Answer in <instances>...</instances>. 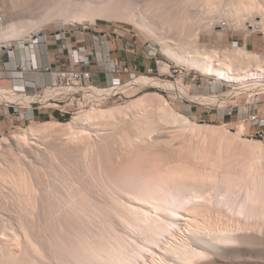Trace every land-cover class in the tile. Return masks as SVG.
I'll return each mask as SVG.
<instances>
[{"label": "rangeland", "instance_id": "rangeland-1", "mask_svg": "<svg viewBox=\"0 0 264 264\" xmlns=\"http://www.w3.org/2000/svg\"><path fill=\"white\" fill-rule=\"evenodd\" d=\"M109 1L110 0H106V1L105 0H99V1L98 0H1L0 1V8L3 7V9H0V10H2V11L7 10V12L10 11L9 12L10 14L11 13L13 14V12H15L17 10V12H15V13L19 12L21 15H23V17H25L24 19L26 21L24 19L23 20L25 21L26 26L29 23L36 25L35 24L36 22L38 23L37 24V26H38L41 21L43 22V25H41V23H40L43 32L41 34H39L38 36L34 37L33 39H31L30 42H26V44L18 43V42H11V43H8V45L4 44V45L0 46V77L5 75L6 73L9 75H14L15 73H27V72L31 73V72L41 71V70H43V72H45L43 64L46 62V57L48 59L47 45H49V43H52L53 41L56 43L62 44V46H60L61 55L63 53H65L69 59V55H68L67 51L63 52V49L66 48V46L64 44L69 43L70 39H71V43H72V47H73L74 51H78V49H80L83 46L85 47V45H87L89 43L90 44L89 46L92 48V53H93V58H92V56L91 57L89 56V58H90V64L89 65H92L93 63H95V68L101 69L103 71L107 70L106 68H108V63H107V60L105 57L106 55H104L106 50H104L103 44H102L103 43L102 41L107 42V39L104 38V40H103V38H102V36H105V35L109 39H114V40L118 39V37H121V38H123V40L127 41L131 45L133 44V45L139 46L140 47L139 48L140 49V55H142V60L146 56L145 53L147 51H151V50L155 49L158 53L157 57L160 59H163V61H166V62L169 61V65L172 66V70L169 71V73H162L161 71L163 70V66H161L162 68L161 67L159 68L160 72L155 71L154 75L148 76L150 78L162 79L163 81L170 83L171 85L175 86V87L172 86L171 87L172 89L167 90V89L151 88V87H142V88L141 87H138V88L127 87V88L120 90V92L117 91L118 93H116V94H112V95L104 94L103 96H105L107 98H105L103 100H99L97 98H93V97L86 95L85 99L80 98V99H76V100H72V101L71 100L66 101V103H64V104L68 105L66 107L68 114L63 118L61 117L60 113L57 110H55L56 115L52 119H47V120L29 119V120H25V121H14V122H10V124H9L8 128H6V130L0 131V139H2L3 135L6 138H9L8 139L9 141H6L5 144L4 143L1 144V146L3 145V147H4L6 145L5 147L7 149V144L8 145L11 144L12 153H14L13 155L16 156L17 159H16V157H12V156L10 157L9 156L10 154L12 155L11 151H10V154L8 155L9 156V158H8V156H6V155H7V153H9V152H7V150L9 151V149L3 150V147L1 148V146H0V149H2L3 151L0 150V157H1V155L2 156L5 155V157H7L9 159L8 161H10V159H11L10 162H12V161L14 162V160H16V164H17V162H19L18 160H20V159H18V157L19 156H20V158L22 157L21 162H22V160L23 161L25 160V164L21 163V164H23V166H21L20 164L19 165L21 166V168L26 166V168H23V169L24 170L29 169L28 172L31 174V176L33 178H36V179L38 178V175H36L37 177L35 175L34 176L32 175L34 173V168L37 169V170H35L36 174L38 173L36 171H38L39 169L41 170V171L39 170L40 173H38L40 175L39 177H41V179H40L41 182H39V179H38V181L36 179H34L36 181L35 182L33 180V178L32 179L30 178L31 181L32 180L34 181V182H32V185L35 186V187L32 186L33 187L32 190L34 189V191L36 190L39 193V195L37 196L35 194L36 191L34 192V194H35L34 197H36V202L38 203V205L35 204L36 203L35 199H34V204L37 205L38 209L34 208V211H36L37 214L36 213L33 214V218L35 217V219L32 218V220L33 221L36 220L40 226L39 228L40 229L42 228L41 229L42 230V233H41L42 237H39V239H38V240L42 239V241L40 240V244H42L41 242H43V240L44 239L46 240V238H47V241H44L45 243L43 242L44 245L45 244H47V245H45V247H44V245L42 246V247H44V249L46 247H48L45 249V250H47L46 251L47 253L44 252V254L45 253L47 254L46 257L52 258V256L55 253H56L54 255L55 257H57V256H58L57 258L62 257V260H61V258H59L60 260L58 259L59 262L57 261V258L53 259V260H55V262L57 261V264H65L64 258L66 256H70V254H68V253H72L75 255L76 248L78 249V247L76 245L79 246V251H77V252L80 253V251H82L81 250L82 248L80 249L81 243H79L82 241H79L80 238L77 237V234H74L75 238H74V236H73V238L74 239L77 238L78 239L77 242L79 244H77V243L75 244L76 241L75 242L71 241V240H74L71 236L73 235L72 233H73L75 226H77V227H75L77 229V232L81 231V234H82L83 232H86L90 228L91 225H93L94 227L91 226V228L89 229L90 231L88 230L89 234L87 233L88 231L85 233V235H88V236L90 235L89 237H91L97 233L95 231L94 232L95 234L91 235L90 234L91 229H93L92 231H94L95 228H97L95 230H99L102 228L101 226H103L104 220L102 221L100 219V217L98 219V217L95 216V212H93V211H97V209L102 210L100 212L105 213L107 211V209L105 210L104 208L109 207L111 209V210H109V212L111 211V213H112L114 211L113 208H118V207L120 208V206H121V208H123V209H121L122 211L124 210V208H126L125 210L127 212L129 211L128 213L130 214L131 212L133 213V210H134V212H136L135 210H137V209L145 210L148 207H151L152 211L149 210L150 211L149 213H152L154 206H148V205L146 206V204L151 203L152 205L156 206V204H160L159 202L161 201L160 205H164V207H165V205H167L169 201L167 202L164 200H166V198H167L166 196H169V195H163V194L165 193L167 187H169V184L173 185L174 181H171L172 179L176 178L177 176L178 177L180 176L179 178L177 177L178 179L176 178L175 180L182 181V180H188L190 178L196 179V180L197 179L203 180L204 177L206 178L207 173H209V172L211 173L212 171L213 172L211 174L209 173L206 180H208L209 177H212L213 175L214 176L212 178H210V180H208V182H210L212 179L215 180L216 178H218V180H215V181L212 180V183L217 181L216 184L217 183L220 184V183L224 182L227 178L228 179L226 181H228L229 179H232V180H234V182L236 181L237 186L240 185L241 189L239 186L238 187H239V190L242 192V193H240L242 195L244 193V191H246V186L248 185L247 183H249V185L247 186V190L248 189L250 190L251 188H254V186H255V184H253V182H251V181H252L253 177L256 176V174L255 173H249V167L251 165L250 163L252 161H254L256 163V165L258 164L259 166H261V168L263 167L261 169V171L264 170V158L260 159V156L262 155V153H264L263 152L264 149H258V150L253 149V148L251 149V147H248V145H246V143L243 141L244 138H249L251 140L260 141V142H262L261 143L262 148H264V146H263L264 145V138H262V137H253L252 138L251 135H249V133L247 131H245V133L243 132L244 136H238V134L234 135L233 133L237 132L239 129H242V127H241L242 121H238L239 119H236L233 121H230V120L223 121V119H222V114L226 110L228 111L232 106H234L236 104L239 105L243 102H246L248 99H250L254 95H256L258 93V91L253 92V94L243 93L240 95H232L230 98H221L220 97L219 101L217 103H213L210 105L209 104L203 105L199 101L191 100L189 96L223 95V94L226 95L227 93L234 90V87L236 84H233L230 82L228 83L227 81L225 82V80H222L219 82L216 80L215 77L205 76V75L201 74L199 70L187 69L183 65L177 63L174 60L168 59L163 55V51L161 49L159 42H157L158 40L156 39V37L160 35V38H161V36H163L164 30L161 29L162 28L161 25H156L153 22V19L155 20L156 18L148 19V18L154 17L155 12L157 14H159L158 9H156L157 6H155V5H157L160 0H148L149 2L147 0H141V1L140 0H132V1H130L131 5L129 4L128 0L127 1L124 0V2H123V0H121V2H123L124 5H125V1H126V6L124 8H123L124 5H121L122 3H119L120 2L119 0H118L119 2L114 1L118 5H116L113 2V0L110 2ZM151 1H152V3H151ZM153 1H155V2H153ZM103 2H104V4H103ZM105 2H106V5H105ZM109 3L113 7H111V5ZM149 3H151V5ZM119 4L121 5L122 10L117 9V7L120 8ZM104 5L105 6L110 5L111 9H109L110 8L109 6H108V9L105 8ZM132 5H133V7H132ZM147 5L149 7L147 9L144 8V6L147 7ZM128 6H131V7L129 8ZM138 6H139V8H138ZM134 7H136V8H134ZM149 8L153 9V10H149ZM106 9L107 10H113V11L114 10H118V11L120 10L119 12H121V13L123 12V14H121L122 16H117L118 11L117 12L114 11V12H116V13H114L113 11H106ZM123 9L125 11H127V15H126V12L124 14ZM142 9H143V11L145 9V11L147 10L149 12L150 11L154 12V15L147 12V11H146L147 13H145V11H144V13H142V11H141ZM11 10H12V12H11ZM52 10L55 13L51 12ZM77 11H80L78 13L79 15H77ZM93 11L96 14H94ZM134 11L136 12V15H134L135 13H133L134 16L128 15L129 13L131 14ZM139 11H140L141 15H140ZM50 12L53 14V17H51L52 14L50 16ZM68 12H70L69 14H71V15H69ZM107 12H109V14L112 13L116 18L114 16H112L111 14L109 15ZM56 13H58L60 16ZM86 13H88V14H86ZM54 14H56L59 17H54ZM143 14H145V15H143ZM147 14H149V15H147ZM123 15L125 18L123 17ZM84 16H87V17H84ZM103 16L105 18L106 17L107 18L105 19ZM127 16H128V18H127ZM130 16H132L133 19L130 18ZM144 16H145V19L143 18ZM149 16H151V17H149ZM90 17H94L93 19L95 21H91ZM118 17L121 19H119ZM140 17L143 18L144 20L149 21L148 23L146 21H144V22L149 25L150 29H153L156 26L158 27V29L156 28L155 30L153 29L154 31L152 30L154 32V33L153 32L152 33L156 36V37L155 36L153 37L154 39L152 38V36L150 37V35H147L148 33L145 32V30H141L140 27L138 28L137 23L135 24L136 18L141 19ZM27 22H29V23L27 24ZM154 24H155V26H154ZM162 30H163V32H162ZM158 31L160 33H158ZM64 34L66 35L69 42L67 40L63 39L62 37L57 38L58 35H64ZM44 38H45L46 43L44 41ZM89 39H91L90 42L88 41ZM78 41H81V42L78 43ZM202 42H203V46H205V47H217V48H221L223 50L225 49V50H230V51L236 49L237 52L240 50V48L242 49V47L246 46L247 51L264 57V32L263 31H256V32L248 35L243 29H237V30L232 29V30H228L227 32H222L221 29H216L215 33L203 35V41ZM87 51L89 52L88 49H87ZM237 52L235 54H237ZM94 53H95V55H94ZM31 56L36 57V62L34 61L38 65V67L36 68V71H34V69L32 68V63L30 61ZM25 57H26V60L24 59ZM93 59L95 61H93ZM147 61H149V60H147ZM65 63H66V61H65ZM152 65H153V68L156 69V66L154 64H152ZM20 67H22L23 69H21ZM163 72H166V71H163ZM159 73H162L164 75L161 78H158ZM146 74L147 73L145 72V69L142 68V70L137 75V77L147 76L148 74L147 75ZM194 79H196V80H194ZM131 80L132 79L129 77L122 76V77L118 78V80L116 81L115 84L122 85V84H126L128 81H131ZM0 84L2 85V83H0ZM47 86H49V85H47ZM47 86L44 88H47ZM110 86L111 85L98 86V87L110 89V88H107ZM179 87L181 88V90ZM44 88H42V90ZM41 95H45V93H43ZM136 101H140V103L138 102L139 104L135 105V107L137 106L138 108L134 109L135 107H133L131 109L132 112L129 109L130 111L129 110L125 111V113L127 112L126 114L124 112L121 113L122 116H120L119 118H118L119 115L117 117L112 116L111 117L112 120L109 117H106L107 119L105 118V120H104V118H103V120L98 119L100 122L96 120L97 123H96V121L91 120V122H93L94 124H92L90 121H86V123L84 122L85 124L83 123V126L81 124L77 127V129H74V130L73 129L72 130H59L58 132H55V133L54 132H52V133L51 132H49V133L48 132L47 133L41 132L42 134L39 133V134H36L34 136L31 135V137L28 140H26V142H23V143H22V141L17 142L15 139L11 138V136L16 135L20 129H24V128L29 127L32 121H34L36 123H42L45 121H55V122H60V123H68V122H71L73 120V118L80 116L83 112L86 113L87 111L89 112V111L94 110V109H105V108H110L113 106H120V107L126 108L125 106L128 105L127 103L130 102L132 104L133 102H136ZM165 102H167L175 112L188 116L195 123L215 126L216 128L219 129L217 132L218 135H216V133L215 134L204 133V131H202L200 133L199 130L196 132V130L194 131V130L186 128V127L185 128L180 127L181 125L179 126L178 123H175L172 120H170L171 118L169 116H166L164 114V116H165L164 117L162 115L163 112H161L162 111L161 108ZM223 102H224V104H223ZM1 104L5 105L6 102L1 101L0 105ZM17 104H19V103H17ZM56 104H58V103H56ZM21 105H25V104H21ZM59 105L62 106L63 104H59ZM33 106L41 107L40 104H34ZM0 108H1V106H0ZM203 109L210 110L215 114L218 113L219 118H216L217 117L216 115H214V117L204 116L205 112L203 113V111H204ZM88 122H89V124H87ZM147 122L152 124V126L150 124L148 125ZM144 126L146 128H148V130H149L148 133H147V130L144 131L145 130ZM150 126L152 127V129H150L151 128ZM175 126H177V127H175ZM140 127H143L142 130L144 132L142 131V133H141ZM174 127L177 129H175ZM133 132H135V133H133ZM138 132H140L142 135ZM144 133L147 135L146 136L147 139L145 138V136H143V135H145ZM174 133L176 136L174 135ZM189 133H190V135H189ZM150 134H151V136H150ZM139 135H141L142 137H139ZM169 136H171V137H169ZM176 138H177V140H175ZM53 143H54V145H53ZM196 148H197V150H195ZM219 148H221V151ZM194 150H195V152H194ZM192 151H193V153H192ZM208 151H210V152H208ZM22 152L25 153V155ZM202 152L205 155L203 154V158L201 159ZM211 152H212V154H211ZM221 152H224V153L222 154ZM258 152H260V153L258 154ZM21 154H22V156H21ZM209 154L211 156H209ZM216 154H219V156H217ZM191 155H192V157H191ZM193 156H195V157H193ZM199 156H200V159H198ZM205 156H206V158H204ZM218 157H220L219 160H218ZM229 157L231 158V160ZM2 158H0V162L2 161L1 166L2 165L6 166L7 162H8V161H6L7 158L4 159V161L2 160ZM13 158H15V159L12 160ZM224 158L225 159L228 158V159L225 160ZM52 159H53V161H52ZM222 159L224 162H226L227 160H230V161L229 162L227 161L228 164L226 165V163H224L222 161ZM231 161H233V163ZM10 164H9L8 169H10V166H14L15 162L13 163L14 165L13 164L10 165ZM182 164H183V166H182ZM186 164L188 166H186ZM258 165H257V167H258ZM1 166H0V169L3 168ZM98 167H100V168H98ZM5 168H7V166ZM5 168L2 169V171L7 170ZM192 168L195 170L193 171ZM188 170H189V174H187ZM190 170L192 171V173L195 172L194 173L195 175L192 174L190 172ZM227 172H229V173H227ZM24 173H27V171L25 170ZM29 173H27L28 176H29ZM262 173H263L262 175L264 176L263 171H262ZM197 174H198V176H196ZM114 175H115V177H114ZM187 175H190V177L188 176L184 179V176H187ZM200 175L202 177H203V175H206V176H204L202 178V177H200ZM215 176H216V178H215ZM224 177H225V180H223ZM181 178H183V179L181 180ZM199 178H201V179H199ZM205 178H204V181H205ZM60 180H62V181H60ZM98 180H100V181L98 182ZM165 181H167V182L169 181V184H167V182L165 183ZM229 181H231V180H229ZM4 182L8 183L6 181L0 182V190H1V192H0V197H1L0 198V204L3 203L2 204L3 207L1 208V206H0V209H6L7 206H9L10 204H13V203L15 204V202L17 200L18 201L16 204H19V199H17L18 196L16 197V195H15L16 193L14 192V190L11 191L12 190L11 188L13 186H9L10 183L8 185V184H5ZM176 183H177V181H176ZM163 184H165L167 187H165ZM245 184H246V186H245ZM100 185H103V186H100ZM36 186H37V189H35ZM161 186H163V188ZM2 187H3V189H2ZM9 187L11 190L9 189ZM74 188H76V190ZM156 188H159L160 191L157 190ZM9 190L11 191L10 193H9ZM91 191H92V193H91ZM145 191H146V193L144 194ZM155 191H157V192H155ZM161 191H163L164 193L163 192L161 193ZM217 191H218L217 189H215L213 191L211 190L210 194L211 193L212 194L208 196V199L210 198V202H207L208 204H205L206 201L204 202V199H199V201H198V202L201 201L200 202L201 205L204 204V205L209 207L208 210L211 212H210V214L209 213H207V214L210 215V216L208 215V217H209L208 220H210V222L213 221L214 223H216V221H217L218 224L217 223L216 224L219 226L222 224L221 225L222 228H229L228 226L233 228V225L234 226L239 225L238 228H236L237 226H235V229H239L241 226L243 227V225H244V227H243L244 230H245V228L249 229V227H251V228L253 227L252 229L251 228L249 229L250 231H255L254 229H256L255 232L260 231V229H264V226H263L264 225V223H263L264 222L263 221L264 215L262 217H260L261 216L260 211H264V210H262V207L264 209V205H263L264 202L262 204V207L260 204L261 208H259V206H258V209H260V211L258 212V210L256 211V209L254 207H252V205H247L243 208L238 206V203H240L239 202V200H240L239 195L240 194L237 195L238 198L236 196V200L233 202L234 204L233 203L227 204L228 202H227L226 197L222 196L220 193H218L219 191L218 192ZM142 193L144 195H141ZM6 194L9 195L8 196L9 198L7 197L9 200L5 199L7 196ZM11 194H12V196H10ZM154 194H155V196L157 195L158 197H155ZM158 194H160V195H158ZM13 195L15 197H13ZM145 195H148V196L150 195V197L153 196L152 197L153 199L150 197H146ZM139 196H142V197H139ZM163 196L166 197V198L165 197L163 198L164 200L161 198ZM184 196H187V193ZM11 197L16 198V199H14V202H13V200L10 199ZM37 197H38V201H37ZM170 197L171 196H169L168 200L170 199ZM215 197H216V199H215ZM139 198H140L142 203L139 202L140 201ZM159 198H160V200H159ZM41 199H42V201H41ZM102 199H104V200H102ZM82 200H84L85 203L89 204V206H87L86 204L84 205L83 204L84 202ZM91 200H94V201L90 202ZM151 200H154V201H151ZM155 200H156V202H155ZM105 201H106V203H105ZM144 201H146V202H144ZM66 202H67V204H65ZM120 202H121V204H120ZM135 202L138 205H135L136 204ZM152 202H154L156 204H154ZM4 203H7V205ZM92 203L93 204L95 203L94 205L96 207L91 206V205H93ZM100 203H102V204H100ZM139 203H140V205L141 204L142 205L140 206ZM14 204H13V207L16 209V210H14L16 212L19 205L15 204L17 206L16 207ZM49 204H51V205H49ZM82 204L86 207V209H85L86 211L84 210L85 207H82L83 208L82 212H84V213H82L80 211V205H82ZM110 204L112 206H110ZM114 204H116V205H114ZM151 204H149V205H151ZM100 205H102V206H100ZM209 205H211L212 207H210ZM134 206L136 208L140 206L141 208L140 207L137 209L135 208L132 211H131V209H128L130 207L134 208ZM144 206H145V209H144ZM9 207L12 208L11 205ZM93 207H95V209L90 210V208H93ZM203 207H205V206H203ZM10 208H8V209H10ZM14 208H12L10 210V212H11L10 214H9L8 209L6 210L8 212V214H7V212L6 213L4 212L5 210H3V211L0 210V215L2 214V216H4V217L0 216V219L1 218H5V219L9 218L8 220H10V221L12 220V222H13V224H12V222H10V221L8 223V221H6L4 219L2 221V219H1V222L9 224V225H7L8 227L5 228L4 224L1 225V222H0V225L2 227H4L5 229H10V228L12 229L13 226L14 227L20 226V225H16L19 222H21L20 220H22V222H23L22 217H24V216L20 217L21 213H18L19 215H17L16 213L19 211L14 213V211H12ZM119 208L115 209L116 211L114 212V214L115 213L118 214V212H122L121 210H119ZM19 209L20 208H18V210ZM103 209L105 210L104 212H103ZM205 209H207V208H205ZM208 210H206V211H208ZM1 211L4 213H2ZM87 211L88 212L90 211V213H88ZM109 212H107L105 214H108ZM125 212L123 211L122 212L123 214L119 213L120 215L119 214L117 215V216H121V217H117L115 215H113V216H114V218H116V220H119L120 218L123 217V215H125V214L127 215V212L126 213ZM91 213L95 217L94 219H92L93 217L91 218V216H92ZM111 213H109V214L112 215L113 213L112 214ZM13 214H15V215H13ZM9 215L12 216L13 218L10 217ZM82 215H84V216H82ZM110 215H109V217H111ZM18 218H20V219L18 220ZM87 218H90V219H87ZM262 218H263V220H261ZM98 220H99L100 226H99V224L96 225L98 223ZM70 221H72V222H70ZM83 222H85V223H83ZM100 222H102V224ZM37 223H35V224H37ZM86 223H87V226H85ZM90 223H92V224H90ZM58 224H60V225H58ZM88 224H89V226H88ZM260 224L263 226L262 228H260ZM79 225H82L83 227L85 226V228H87L86 231L84 230L85 228L83 229L84 231H82V226H79ZM36 226L38 227V225H36ZM50 227L53 229H51ZM70 227L71 228L73 227V228L71 229ZM242 227L240 229H243ZM254 227H257V228H254ZM60 228L62 229V231ZM258 228H260V229H258ZM5 229L3 230V228L1 229V227H0V230H1L0 231V261H1L0 264H3V263L4 264H32V263L33 264L34 263L40 264V263H36L34 260H32L33 258H31V256L27 254L28 252L25 249V247L22 244L18 243V242H20L21 238L20 239L15 238L17 233L19 235V227H16V229L14 228V229L10 230V232H9V230H5ZM65 229H66V231H65ZM78 229H80V230H78ZM135 229L137 230L138 228H134V230ZM16 230H17V232H16ZM67 230L72 231V232L70 231L71 235H69L70 233L67 234L69 232ZM5 231H6V233H5ZM13 231L16 233H13ZM40 231L37 230L36 234L40 233ZM47 231H48V233H47ZM77 232L75 231V233H77ZM98 232H101V231L99 230ZM261 232H264V230H261ZM183 233H185L184 229L179 233L177 232L175 234L176 236L173 235L172 236L173 239L171 236H170V238L172 240H175V241L179 240L184 236ZM13 234L14 235L16 234V235L14 236ZM64 234H67V236ZM18 235H17V237L19 238ZM55 235H57V236H55ZM38 236H40V234H38ZM38 236L36 235L37 238H38ZM69 238H71V240ZM67 240H69L68 243H67ZM12 242H13V244H12ZM14 242H15V244H14ZM69 242H70V244L73 242L75 244L74 245L75 248L71 247L72 248L71 249L70 245L68 247L67 245L69 244ZM48 243H49V245H48ZM59 243H61V244H59ZM16 244L18 245L17 247H16ZM19 245L20 246L22 245V246L20 247ZM63 245H65L67 248H69L70 252H67L69 250H67L66 248L63 249L62 248ZM71 246H73V245H71ZM19 247L21 248V250ZM12 248H13V250H12ZM48 249L50 250V252H52L54 254H50L48 252L49 251ZM23 250L26 252H23ZM62 250H65V253L67 252V254L63 253ZM59 253L60 254L63 253L64 255L63 254L57 255ZM77 255H79V254L77 253ZM63 256H64V258H63ZM50 258H48V259L50 261H52ZM29 259H31V260H29Z\"/></svg>", "mask_w": 264, "mask_h": 264}, {"label": "bare ground", "instance_id": "bare-ground-1", "mask_svg": "<svg viewBox=\"0 0 264 264\" xmlns=\"http://www.w3.org/2000/svg\"><path fill=\"white\" fill-rule=\"evenodd\" d=\"M110 1H112V0H110ZM114 1H118V0H113V2ZM119 1H118L119 3H122L121 5H124L123 4L124 0H123V2H121V0H119ZM126 1H125V5L123 6V8L126 6ZM128 1L130 4V1H132V0H128ZM153 2H155V1H153ZM114 3L116 4V2H114ZM151 3H152V1H151ZM151 3H149V4L151 5ZM103 4H104V2H103ZM105 5H106V2H105ZM110 5L105 6V8L108 9V6L110 7ZM116 5H118V4H116ZM121 5H120V8L117 7V9H121ZM139 6H138V8H139ZM155 6H157L156 9H158L159 14H157L155 12V15H154V12H151V11L149 12L147 10L146 11L154 15V17L149 16L151 18H148V19L156 18L155 20L153 19V22L156 25H161V27H162L161 29L164 30L163 36H161V38H160V35L156 37L153 34L154 33L153 31L156 28L158 29V27L157 26L154 27L153 28L154 30L150 29L149 25L147 24L149 21L144 20L145 16L143 17L144 19L140 17L143 21L141 19H138L139 17L136 18L135 24L137 23L138 28L140 27L141 30H145V32L148 33V34L147 33L146 34L150 35V37L151 36H152V38L154 36L156 37V39L158 40L157 42H159L161 49L163 51V55L166 58L176 61L177 63L183 65L187 69L199 70L200 73L205 75V76L215 77L216 80L219 82L222 80H225V82L227 81L228 83L230 82V83L236 84L234 87V90L227 93L226 95L223 94V95L189 96L191 100L199 101L203 105L204 104L210 105L213 103H217L219 101L220 97L221 98H230L232 95H240L243 93L253 94V92L258 91V94H259L261 92L262 93L264 92V57L263 56H260L258 54L251 53V52L247 51L246 46L242 47V49L240 48V50L238 51L239 53H238L236 51V49L230 51V50H225V49L223 50V49L217 48V47H205V46H203V42H202L203 41V35L215 33L216 29H221L222 32H227L228 30H232V29H236V30L237 29H243L248 35L256 32V31H263L264 32V0H160L158 2V4ZM111 7H113V6L111 5ZM111 7L109 9H111ZM128 7L130 8L131 6H128ZM132 7H133V5H132ZM148 7H149L148 5H147V7L144 6V8H146V9ZM134 8H136V7H134ZM0 9H3V7ZM107 9H106V11H113V10H107ZM149 10H153V9L149 8ZM114 11L117 12L118 10H114ZM119 11L117 12L118 15L117 14L116 15L122 16L121 14H123V12L121 13ZM141 11H142V13H144L145 9H144V11H143V9ZM146 11H145V13H147ZM6 12H7V10H4V11L0 10V46H2L4 44L8 45V43H11V42H18V43L26 44V42H30L31 39H33L34 37L38 36L39 34H41L43 32V30L41 28V25H43L42 21L40 22L41 25L39 23L40 26L39 25L37 26V24H38L37 22L36 23L34 22L36 25L30 24L29 22H27V24L28 23L29 24L26 26V23H25L26 20L24 19L25 17H23V15H21L19 12L15 13V12H17V10L15 12H13V14L12 13L10 14L9 13L10 11H8L7 13ZM11 12H12V10H11ZM51 12H53V10ZM51 12H50V16L52 14ZM79 12L80 11H77V15H79L78 14ZM116 12H114V13H116ZM125 12L127 15V11L124 10V14H125ZM53 13H55V12H53ZM69 13L70 12H68V14ZM93 13L96 14L94 11H93ZM107 13L109 14V12H107ZM133 13H135L134 15H136L135 11L132 12L131 14L129 13L128 15L134 16ZM139 13H140V11H139ZM56 14H58V13H56ZM56 14H54V17L60 16L59 14H58L59 16H57ZM86 14H88V13H86ZM110 14L112 16H114L112 13H110ZM69 15H71V14H69ZM140 15H141V13H140ZM143 15H145V14H143ZM147 15H149V14H147ZM132 16H130V18L133 19ZM51 17H53V14ZM84 17H87V16H84ZM123 17H124V15H123ZM93 18L94 17H90V20L95 21ZM127 18H128V16H127ZM119 19H121V18H119ZM144 21H146L147 23H145ZM155 24H154V26H155ZM163 30H162V32H163ZM158 33H160V32L158 31ZM59 37H62L63 39L68 41L65 34L64 35H58L57 38H59ZM44 41H45V38H44ZM45 43H46V41H45ZM69 44H71V43L69 42ZM236 52H237V54H235ZM34 60L36 61L35 56H31L30 61L32 63V67H34V69H35L38 67V65L34 62ZM82 62L87 63L88 58L84 57L82 59ZM49 65H45V66L47 67ZM161 66H163V70L161 71L162 73H169V67H168V63H166V61L161 62L159 65V68ZM163 71H166V72H163ZM48 75L51 77L50 74H48ZM148 76L149 75L140 76V77L134 76L132 78V80L128 81L126 84L117 85V86L112 85L110 87H107L110 89L99 88V87H95V86L94 87L81 86L78 83H74L70 86H63V85L55 84V79H53V84L51 81V84H47L49 86H47V88H45L44 91H42L41 94L45 93V95H37V96L36 95L35 96L23 95L18 90H16L17 87L7 88V87L2 86L0 84V102L5 101L6 104H17V103H19V104H25V105H31L32 103H37V104L43 105L44 107H52L53 104L51 103L52 102L51 100H62V99L74 100V99H80V98L85 99L86 95L93 97V98H97L99 100H103V99L107 98V97L103 96L104 94H106V95L116 94V93H118L117 91L120 92V90L127 88V87H132V88L151 87V88H160V89H167V90L172 89L171 87L173 85H171L170 83L163 81L162 79L150 78ZM53 77H51V78H53ZM173 87H175V86H173ZM180 90H181V88H180ZM138 102L140 103V101L133 102L132 104L129 102L130 104L127 103L128 105L125 106L126 108H123L120 106H113V107L105 108V109H94V110H91L89 112L87 111L86 113L83 112L81 115L79 114L80 116L73 118V120L71 122H68V123H60V122H55V121H45L42 123H36V122L32 121L29 127L24 128V129H20L17 132V134L12 135L11 138L15 139L17 142L22 141V143H23V142H26V140H28L31 137V135L34 136V135L39 134L41 132H43V133L54 132L55 133V132H58L59 130H72V129L74 130V129H77V127L81 124L83 126V123L84 122L86 123V121H90V122H91V120L99 121L100 119L103 120V118L105 120L106 117H109L111 119L112 116L117 117L118 115H119L118 116V118H119L120 116H122L121 113H123V112L125 113V111H127L129 109L131 110L133 107H135V105L139 104ZM224 102H223V104H224ZM136 108H138V107L136 106L134 109H136ZM161 110H162L161 112H163L162 113L163 116H164V114L166 116H169L171 118L170 120H172L175 123H178L179 126L181 125L180 127H182V128L186 127V128L192 129L194 131L196 130V132L199 130L200 133L202 131H204V133H211V134L216 133V135H218L217 132L219 129L216 128L215 126L195 123L188 116L175 112L167 102L164 103ZM131 112H132V110H131ZM97 121H96V123H97ZM91 123L94 124L93 122H91ZM87 124H89V122ZM149 124L150 123H148V125ZM150 125L152 126V124H150ZM146 127H145L144 131L147 130V133H148L149 130ZM175 127H177V126H175ZM142 128L143 127H140L141 130L139 129L141 131V133L143 131ZM150 129H152V127ZM175 129H177V128H175ZM243 129L244 128L239 129L240 131L238 130L237 132H235L233 134L234 135L238 134V136H244ZM133 133H135V132H133ZM138 133H140V132H138ZM151 134H150V136H151ZM141 135H139V137H142ZM174 135H175V133H174ZM189 135H190V133H189ZM143 136H145V138H146L147 135L145 134ZM169 137H171V136H169ZM177 138L175 140H177ZM8 139L9 138H6L3 135L2 139H0V146L3 143L5 144L6 141H9ZM243 141L246 143V145H248V147H251V149L252 148L257 149V150L258 149H264V148H262V144H261L262 142H260V141L251 140L249 138H244ZM53 145H54V143H53ZM10 146H11V144L10 145L7 144V149H9V151L6 149V147L4 148L3 145L1 146V148L3 147V150L6 149L7 152H9V153H7L6 156H8L10 154V151L12 153V149H11L12 146L11 147ZM219 149L221 151V148H219ZM0 150H2V149H0ZM195 150H197V148ZM195 150H194V152H195ZM208 152H210V151H208ZM192 153H193V151H192ZM221 153L223 154L224 152H221ZM259 153L260 152H258V154ZM13 154L14 153H12V155L10 154L9 156L10 157L11 156L16 157ZM23 154L25 155V153H23ZM203 154L204 153L202 152L201 159L203 158ZM211 154H212V152H211ZM216 155L219 156V154H216ZM3 156L1 155L0 158L3 157L2 160L4 161V159H6L7 157H5V155H3ZM9 156H8V158H9ZM21 156H22V154H21ZM209 156H211V155L209 154ZM191 157H192V155H191ZM193 157H195V156H193ZM8 158L6 161L9 160ZM21 158H20V156L18 157V159H20V160H18L20 163L17 162V164H16V160H14L15 158L12 159V160H14L16 166L13 164L14 163L13 161L10 162L11 161V159H10V161L7 162V165H6L7 168H5L6 167L5 165H4L5 167L3 165L1 166L2 161L0 162V166L3 167L0 169V182L6 181L8 183H5V182L4 183L8 184V185L10 183L9 186H13V187L11 188L12 190L10 189V187H9V189L11 191L14 190V192L16 193V194L14 193L16 195V197L17 196L19 197V198L17 197V199H19V204H16L18 200L15 202L16 205L20 206V207L18 206V208H20L19 210L17 208V211H19V212L16 211L17 213L14 211L16 209L13 207V204H14L13 202H14V199H16V198H13V197H15L14 195H13V197L10 198L11 200H13V202H12L13 204L9 203L11 205V207L14 208L12 211H14V213H16L17 215H19L18 213H21L20 217L24 216V217H22L23 222H22V220H20L21 222L16 224V225H20V226H16V227H19V235L17 233L19 238L17 237L16 234H15L16 236L14 234L13 235L17 239L21 238L20 242H18V243L22 244L25 247V249L28 252L27 254L30 255L31 258H33L32 260H34L36 263L57 264V261L59 262V260H60L59 258H61V260H62V257L57 258L58 257L57 255H61V254L65 253V250H62L63 253H61V254L59 253L56 255L57 257H55L54 255L56 253L54 254V253L50 252V250L48 249L49 250L48 252L50 254H54L53 255L54 257L53 256H52V258L46 257L47 256V254H46L47 250H45V249L48 247H46L44 249L45 245H47V244L44 245L43 242L47 241V238H46V240L44 239L43 242H41L42 244H40V240L42 241V239H40V240H38V239H39V237H42L41 236V233H42L41 229L42 228L41 229L39 228L40 226L36 220L35 221L32 220L33 214L36 213V211H34V208L38 209L37 208L38 203L36 202V197H34V195L36 194L38 196L39 193L36 190H35L36 191L35 192L34 189L32 190V188L35 187L32 185V182H34L35 181L34 179H36V178H33L31 176V174L28 172L29 169H25V170L27 171V173H29L30 177L28 176L27 173H24L25 170L23 168H26V166L21 168V166H23V164H21V163L25 164V160L24 161L22 160V162H21ZM204 158H206V156ZM261 158H264V153H262V155L260 156V159ZM16 159H17V157H16ZM198 159H200V156ZM219 159H220V157H218V160ZM226 159H228V158H226ZM230 160H231V158H230ZM230 160H227V161L229 162ZM52 161H53V159H52ZM222 161H223V159H222ZM227 161L226 162L223 161V162L226 163V165H227L228 164ZM231 162L233 163V161H231ZM8 163L10 165L13 164L14 166H10V169H8L9 168ZM250 164L251 165L249 167V173H255L256 174L255 177H253L255 174L252 176L253 179H252V181L251 180L250 181L253 182V184H255V186H254V188L247 190V186L249 185V183H247L248 184L247 186L245 184L246 191H244V193L242 195L240 194L242 192L239 190L240 185H238L239 186L238 187L236 185L237 184L236 181L234 182V180H232V179H229L231 181H229V180L226 181L228 179L227 177L229 175L226 177L227 178L226 180L224 177V179H223V180H225L224 182H222L220 184L219 183L216 184L217 181L214 182L215 180H218V178H216V176H215V178H216L215 180L212 179V180H214L213 181L214 183H212V180L210 181L211 183L208 182V180H210V178H212L214 175L213 176L211 175L212 177H209L208 180H206L207 176L210 173L209 172V173H207V176L203 175V177L206 176V178L204 177L205 181L201 175H200V177H202L203 180L201 178H199L201 180H198V179L196 180V179H191V178L188 180H182L183 178H181L182 181H179V180H175L178 177L177 176L176 178H174L172 180L170 179L171 181H174L173 185L169 184L170 180L168 182L165 181V183L167 182V184H169V187H167L165 184H163L165 187H167V189H166L165 193L163 191H161V193L163 192L164 193L163 195H169L171 197L169 200H168L169 196H166L167 198L165 196H163L161 198L163 199L165 197L166 200H164V199L163 200L167 201V202L169 201V202L167 205H165V207H164V205H160L161 201L159 202L160 204H156V203L152 202V203L156 204V206L152 205L151 203H149L151 205H149L147 203L146 206L147 205L148 206H154L152 213H149L150 211H152L151 207H148L147 209H145V206H144L145 210L137 209L142 205V204L140 205V203H142L140 198H139V200H140L139 201L140 202L139 207H137V208L135 206H134V208H131V207L128 208L127 207L128 209H131V211L136 208L137 209V210H135L136 212H134V210H133V213L131 212L129 214L128 213L129 211L127 212L125 210L126 208H124L123 211L124 212L126 211L127 215L125 214L126 213L125 212L124 213L125 215H123V217L120 218L119 220H116V218H114L113 215L117 216L119 213L123 212L121 210V209H123V208H121V206H120V208L119 207L118 208L122 212H118V214L117 213L114 214V212L116 211L115 209H118V208H113L114 209V211L112 212L113 214L111 213V211L109 212V210H111L109 207H108L109 209L107 207L104 208L105 210L107 209V211L105 213L109 212L112 215H110L109 213L108 214L102 213V212H100L102 210H99V209H97V211H93V212H95V216H97L98 219L100 217V219L102 221L104 220L103 226H101L102 228L100 227L101 229H99L101 232H98L99 230H95L97 228H95L94 231H92L93 229H91V232H90L91 235L95 234L94 233L95 231L97 233L95 235L89 237L90 235L89 236L85 235V233L91 228V226L94 227L93 225H91L87 231H86L87 228H85V226H87V223L84 227L82 225H79V226H82V231H84V230L86 231V232H83L82 234H81V231L80 232L78 231L79 233L77 232V229L75 228L77 226H75L73 233H72L73 235L71 237L73 238V236H74V238H75L74 234H77V237L80 238L79 241H82V242H79V243H81L80 249L82 248L81 249L82 251H80V253L77 252V251H79V246L76 245L78 247V249L76 248V252L74 251L75 255L72 253H68V254H70V256H66L65 258L63 256L64 263L65 264H264V232H261V230H264V229H260L264 225L262 226L260 224V228H258V229H260V231H257V232H255L256 229H254L255 231H250L249 229L251 227H249V229L245 228V230H244V228H243L244 225H243V227L241 226L243 229H240L241 227L239 229H235V226H237L236 228H238L239 225H235V226L233 225V228H231L230 226H228L229 228H222L221 227L222 224L220 226L217 225L218 224L217 221H216V223H217L216 224L213 221L210 222V220H208L209 219L208 215L211 212L208 210L209 207L204 205V204L201 205V203H200L201 201L198 202L199 199H204V202L206 201L205 204H208L207 202H210V198L208 199V196L212 194V193L210 194L211 190L213 191V190L217 189L219 191V192L217 191L218 193H220L222 196L226 197L227 202H228L227 204L233 203L236 200V196L240 194L239 195V198H240L239 202L240 203H238V206L243 208L247 205H252V207H254L256 209V211L258 210V212H259L260 209H258V206H259V208H261L262 204L264 202V176L262 175L263 174L262 171L264 172V170L261 171V169L263 167L261 168V166H259L257 164L259 167L258 168L254 161H252ZM182 166H183V164H182ZM186 166H188V165L186 164ZM4 168L7 170L2 171V169H4ZM98 168H100V167H98ZM35 170H37V169L34 168V173H35ZM39 170L36 172L40 173ZM191 170H190V172L192 173ZM194 170L195 169H193V171ZM34 173L32 175L33 176L38 175V178L36 180L38 181V179H39V182H41V180H40L41 177H39L40 175L38 173L37 174L36 173L34 174ZM194 173H192V174H194ZM227 173H229V172H227ZM187 174H189V170H188ZM188 176L190 177V175L184 176V179ZM196 176H198V174ZM114 177H115V175H114ZM30 178L31 179L33 178L34 181L33 180L31 181ZM60 181H62V180H60ZM99 181L100 180H98V182ZM176 181H177V183H176ZM100 186H103V185H100ZM161 187L163 188V186H161ZM159 188H156V189L159 190ZM2 189H3V187H2ZM35 189H37V186ZM74 189L76 190V188H74ZM240 189H241V187H240ZM10 190H9V193L11 192ZM0 192H1V190H0ZM34 192H35V194H34ZM155 192H157V191H155ZM91 193H92V191H91ZM145 193H146V191L144 192V194ZM186 193H187V196H184ZM12 194L10 196H12ZM144 194L142 193L141 195H144ZM155 194H154V196H155ZM158 195H160V194H158ZM8 196L9 195H7L6 198L5 197L4 198L8 199L9 198ZM145 196L150 197V195L149 196L145 195ZM139 197H142V196H139ZM152 197H150V198H152ZM155 197H158V196L156 195ZM237 198H238V196H237ZM34 199L36 202L35 204H37V205L34 204ZM215 199H216V197H215ZM102 200H104V199H102ZM159 200H160V198H159ZM37 201H38V197H37ZM41 201H42V199H41ZM82 201L84 202L83 203L84 205L86 204L87 206H89V204L85 203L84 200H82ZM92 201H94V200H91L90 202H92ZM151 201H154V200H151ZM144 202H146V201H144ZM155 202H156V200H155ZM7 203H4V204L7 205ZM105 203H106V201H105ZM2 204H0L1 208L3 207ZM51 204H49V205H51ZM65 204H67V202ZM94 204L91 206H95ZM100 204H102V203H100ZM116 204H114V205H116ZM120 204H121V202H120ZM260 204H261V207H260ZM82 205H80V211L81 212L83 211L82 207H85L84 205L83 206ZM135 205H138V204L136 203ZM9 206H7L6 209H0V210H2V211L5 210L4 212L6 213L7 212L6 210L8 208H10ZM100 206H102V205H100ZM110 206H112V205L110 204ZM203 206H205V207H203ZM209 206L212 207L211 205H209ZM95 207L90 208V210L95 209ZM12 208L8 209L9 214L11 213L10 210ZM205 208H207V209H205ZM85 209H86V207L84 208V210ZM104 209H103V212L105 211ZM206 210H208V211H206ZM262 210H264L263 207H262ZM4 212H2V213H4ZM82 213H84V212H82ZM88 213H90V211ZM207 213H209V214H207ZM260 213H261V216L259 215ZM260 213L258 215L260 217H262L264 215V211H260ZM7 214H8V212H7ZM13 215H15V214H13ZM109 215L111 217H109ZM0 216H2V214ZM82 216H84V215H82ZM2 217H4V216H2ZM10 217H12V216H10ZM117 217H121V216H117ZM91 218L92 219L95 218L93 216V214H92ZM263 218L261 220H263ZM1 219H2V221H3V219L8 221V223L10 221V220H8L9 218L8 219L7 218L6 219L1 218ZM1 219H0V222H1ZM19 219L20 218H18V220ZM33 219H35V217ZM87 219H90V218H87ZM10 222H12V220ZM34 222L37 224H35ZM70 222H72V221H70ZM8 223L1 222V225L4 224V227L7 228L8 227L7 225H9ZM83 223H85V222H83ZM100 223L102 224V222H100ZM12 224H13V222H12ZM90 224H92V223H90ZM98 224H99V220H98V223L96 225H98ZM1 225H0L1 229L3 228V230H4L5 228L2 227ZM36 225H38V227ZM58 225H60V224H58ZM88 226H89V224H88ZM99 226H100V224H99ZM16 227L13 226L12 229H14V228L16 229ZM134 228H138V229L134 230ZM254 228H257V227H254ZM12 229L10 228V229H5V230H9V232H10V230H12ZM51 229H53V228H51ZM183 229L185 230L186 234L183 233L184 236L179 240H176V241L172 240L173 239L172 236L173 235L176 236L175 234L177 232L178 233L181 232ZM37 230L40 231V233L37 232L38 234H40V236H38V234H36ZM78 230H80V229H78ZM14 231H13V233L17 232V230H16V232H14ZM61 231H62V229H61ZM65 231H66V229H65ZM67 231H69V230H67ZM70 231L67 234L70 233L69 235H71L72 231L71 232ZM75 231L77 233H75ZM89 231L87 232L88 234H89ZM5 233H6V231H5ZM47 233H48V231H47ZM67 234H64V235L67 236ZM36 235L38 236V238L36 237ZM55 236H57V235H55ZM170 236L172 237V239L170 238ZM69 239L71 240V238H69ZM76 239L71 240V241H73V242L76 241L75 244L76 243L79 244L77 242L78 239L77 240ZM68 241L69 240H67V243H68ZM15 242H14V244H15ZM73 242L71 244L69 242V244L67 246L69 247V245H70V248L74 247L75 244ZM49 243H48V245H49ZM12 244H13V242H12ZM17 244H16V247L18 246ZM59 244H61V243H59ZM43 245H44V247H42ZM71 245H73V246H71ZM62 248L63 249L66 248L67 250H69L67 252H70V249L67 248L65 245H63ZM12 250H13V248H12ZM20 250H21V248H20ZM23 252H26V251L23 250ZM44 252H46V253L44 254ZM67 252L65 254H67ZM77 253L79 255H77ZM48 258H50L54 263L52 261H50ZM56 258H57V261L55 262V260H53V259H56ZM29 260H31V259H29Z\"/></svg>", "mask_w": 264, "mask_h": 264}, {"label": "crops", "instance_id": "crops-1", "mask_svg": "<svg viewBox=\"0 0 264 264\" xmlns=\"http://www.w3.org/2000/svg\"><path fill=\"white\" fill-rule=\"evenodd\" d=\"M103 40L104 38L107 39V42L102 41L103 48L106 50L105 54L111 53L112 58L114 61L118 62L121 59L128 60L131 64H134L136 62V59L132 55L133 49L130 43H128L125 40H119V39H109L108 37L102 36ZM89 42L91 39L88 40ZM71 43V39H70ZM72 45V43H71ZM88 43L85 45V48L89 50L87 52L89 56L93 58L92 48L89 46ZM60 46L62 44L52 42L47 45V55L48 59L46 57V62L43 64L52 66L53 69L59 70L62 68L65 64V61H68V56L63 53L61 55V49ZM64 50V49H63ZM95 55V53H94ZM62 56V57H61ZM77 56V54H76ZM106 57V56H105ZM36 58V57H35ZM26 60V57L24 58ZM35 61V60H34ZM93 61H95L93 59ZM36 62V61H35ZM142 64V68L146 69L151 63L146 61L145 59L140 61ZM89 70H91L94 73L95 82L98 86H105L108 85L112 80L117 81L119 77H112L107 74L106 70H100L98 68H95V63L89 66ZM0 81L3 86L7 88H14L17 87L16 90L19 92H24L28 96H35L38 94V92L47 84H51V77L41 71L37 72H27L19 75H15V77H12V75L5 74L0 77ZM0 131L6 130L8 128L10 122L14 121H25L29 119L33 120H47L52 119L56 115L55 109H52L51 107H39V106H33L32 105H21L16 104L15 106H6V105H0ZM233 107V106H232ZM231 107V108H232ZM230 108V109H231ZM204 116L214 117L216 115V118H219L218 113L215 114L210 110L203 109ZM234 115L232 117L228 116V111L226 110L222 114L223 121H233L236 119H239L238 121H242L241 126L245 133L247 131L249 135H257L258 133H264V95H257L253 100L248 102H243L239 104V107L236 109H233ZM15 114V115H14Z\"/></svg>", "mask_w": 264, "mask_h": 264}, {"label": "built area", "instance_id": "built-area-1", "mask_svg": "<svg viewBox=\"0 0 264 264\" xmlns=\"http://www.w3.org/2000/svg\"><path fill=\"white\" fill-rule=\"evenodd\" d=\"M104 37H107L106 35ZM119 40H123V38L118 37ZM81 41H78V43ZM66 46V48H64L63 52L67 51L68 55H69V59L68 61L64 64V66L59 69V70H55L52 68V66H45V73L50 74L52 79V84H53V79H55V84L58 85H63V86H70L74 83H78L81 86H91V87H98V85L95 82V78H94V73L89 70V64H90V58L88 55V51L87 49L83 46L80 49H78V51H74L73 47L71 44L69 43H65L64 44ZM132 46V55L134 56V58L136 59V62L134 64H131L128 60L126 59H121L120 61L116 62L114 61V59L112 58V54L109 52L106 54V60L108 63V68H106V72L107 74H109L112 79L114 77H129V78H133L134 76H137L140 71L142 70V64L140 63L141 59H142V55H140V47L137 45H131ZM72 48V49H71ZM77 54V56H76ZM146 56L143 58V60L145 59L146 61L149 60L148 62H150L151 64L146 67L145 72L148 75H154L155 71H159V65L161 62H163V59H160L157 57V51L151 50V51H147ZM84 57L88 58V62L84 63L82 62V59ZM166 63H168V67H169V71L172 70V66L169 65V61H167ZM154 64L156 66V69L153 68ZM21 69H23L22 67H20ZM34 69V67H32ZM101 70V69H100ZM34 71H36V68L34 69ZM23 74V73H15L14 75H12V77H15V75H19ZM164 74L159 73L158 78H161ZM1 80V79H0ZM196 80V79H194ZM1 83V81H0ZM116 81L112 80V82H110L108 85H118L115 84ZM47 86V85H46ZM44 86V87H46ZM43 87V88H44ZM201 87V86H200ZM45 89V88H44ZM44 89L40 90V92H38L37 95H41L42 91H44ZM23 95H26L25 91L24 92H20ZM264 93H257L256 95H254L252 98L248 99V102H250L251 100H253L257 95H263ZM36 95V96H37ZM71 100V99H62V100H51L53 103V106L51 107L52 109L57 110L61 117H65L68 114V111L66 110V107L68 105H65L64 103H66V101ZM76 100V99H74ZM72 101V100H71ZM58 103V104H56ZM37 104V103H32ZM31 104V105H32ZM59 104H63L62 106H60ZM4 105V104H1ZM6 106L10 107V106H15L16 104H5ZM41 105V104H40ZM41 107H44L43 105H41ZM239 105L236 104L234 105L231 109L228 110V116L232 117L234 115V111L233 109L238 108ZM15 115V114H14ZM253 137H262L264 138V133H258L257 135H252Z\"/></svg>", "mask_w": 264, "mask_h": 264}]
</instances>
